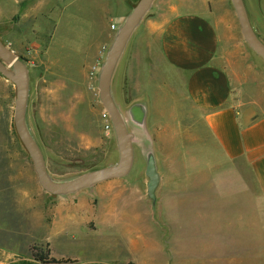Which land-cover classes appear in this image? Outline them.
<instances>
[{
	"label": "crops",
	"instance_id": "1",
	"mask_svg": "<svg viewBox=\"0 0 264 264\" xmlns=\"http://www.w3.org/2000/svg\"><path fill=\"white\" fill-rule=\"evenodd\" d=\"M7 1L17 10L47 9L31 20L49 24L58 9L66 16L72 0L49 6L47 0ZM91 2L93 10L104 9L100 0ZM243 2L251 26L252 11L264 24V0ZM165 15L156 25L159 52L203 123L204 139L197 142L202 136L199 131L194 136L190 127L170 126L167 134L165 128L159 134L146 130L149 135L138 141L128 131L145 163L141 177L102 181L64 195L44 191L28 163H1L0 264H44L32 257L33 247L68 261L61 264H170L165 249L195 239L198 245L202 240L216 244L215 232L200 229H227L230 215L246 213L244 170L264 203V99L231 0H209L198 11L169 7ZM157 136L159 147L153 145ZM167 137L182 139L177 144L185 147L189 139L198 149H171ZM156 152L166 160L150 166L147 155Z\"/></svg>",
	"mask_w": 264,
	"mask_h": 264
},
{
	"label": "rangeland",
	"instance_id": "2",
	"mask_svg": "<svg viewBox=\"0 0 264 264\" xmlns=\"http://www.w3.org/2000/svg\"><path fill=\"white\" fill-rule=\"evenodd\" d=\"M52 1L47 0V6ZM91 1L72 0L66 16H59L58 9L49 24H36L31 18L46 14L47 9L17 10L7 0H0V40L17 56L8 68L15 72L17 62L26 68L29 81L26 124L42 151L48 174L57 182L113 167L120 161L119 143L100 101L98 83L108 52L139 0H100L104 9L94 10ZM208 2L153 0L131 33L113 71L110 92L128 131L136 136L135 141L146 136V130L150 134L156 130L159 134L165 128L167 134L170 126L176 131L190 127L194 136H198V131L202 136L197 142L204 139L203 123L197 120L182 85L160 55L156 25L163 14L166 16L169 7H175L176 12L198 11ZM24 13L30 16L22 17ZM256 18L252 11V28L264 43V24ZM248 49L257 71L258 92L264 99V59L249 45ZM15 99L16 86L0 73V164L25 162L33 168L14 126ZM160 139L154 137L153 145L159 147ZM166 140L171 149L185 147L178 146L180 138ZM186 142L187 149H198L189 139ZM133 153L132 169L122 178L127 182L138 180L145 167L141 152L135 146ZM165 158L166 155L157 152L147 155V160L156 162ZM22 171L9 170V173ZM243 173L249 186L244 196L247 202L242 207L247 214L230 215L227 229H200L215 232L216 244L202 240L198 245L195 239L178 249H165V259L169 258L166 262L264 264V203L257 200L258 192L250 173L245 170ZM158 210L154 202V221ZM91 239L87 238L89 244Z\"/></svg>",
	"mask_w": 264,
	"mask_h": 264
},
{
	"label": "water",
	"instance_id": "3",
	"mask_svg": "<svg viewBox=\"0 0 264 264\" xmlns=\"http://www.w3.org/2000/svg\"><path fill=\"white\" fill-rule=\"evenodd\" d=\"M152 1L153 0H139L135 5L124 25L119 30L108 52L99 78V98L115 130L120 149V161L116 166L96 169L70 181L57 182L48 174L42 151L26 124V105L29 87L26 68L19 62L15 64V72L8 68V65L12 64L17 56L0 40V73L16 86L13 116L14 126L19 139L32 160L38 183L47 193L52 195H64L87 188L102 181L122 178L129 173L133 162L132 136L128 132L126 123L111 97L110 84L116 63L131 33ZM231 3L245 42L264 59V43L256 35L250 24L243 0H231ZM148 161L151 166L153 160L150 159Z\"/></svg>",
	"mask_w": 264,
	"mask_h": 264
},
{
	"label": "trees",
	"instance_id": "4",
	"mask_svg": "<svg viewBox=\"0 0 264 264\" xmlns=\"http://www.w3.org/2000/svg\"><path fill=\"white\" fill-rule=\"evenodd\" d=\"M31 254L36 261L44 264H61L68 262L67 260H56L54 258H51L47 249L33 247Z\"/></svg>",
	"mask_w": 264,
	"mask_h": 264
},
{
	"label": "built area",
	"instance_id": "5",
	"mask_svg": "<svg viewBox=\"0 0 264 264\" xmlns=\"http://www.w3.org/2000/svg\"><path fill=\"white\" fill-rule=\"evenodd\" d=\"M114 28V27H113Z\"/></svg>",
	"mask_w": 264,
	"mask_h": 264
}]
</instances>
